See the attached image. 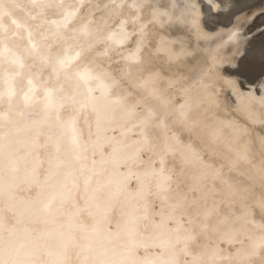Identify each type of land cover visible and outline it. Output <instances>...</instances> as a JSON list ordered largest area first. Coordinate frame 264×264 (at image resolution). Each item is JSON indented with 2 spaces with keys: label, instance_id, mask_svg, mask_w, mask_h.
I'll return each mask as SVG.
<instances>
[{
  "label": "snow or ice",
  "instance_id": "1",
  "mask_svg": "<svg viewBox=\"0 0 264 264\" xmlns=\"http://www.w3.org/2000/svg\"><path fill=\"white\" fill-rule=\"evenodd\" d=\"M228 3L217 55L165 84L133 48L154 38L150 5L0 0V264H264V138L165 91L218 83L249 17L264 23V0Z\"/></svg>",
  "mask_w": 264,
  "mask_h": 264
},
{
  "label": "rangeland",
  "instance_id": "2",
  "mask_svg": "<svg viewBox=\"0 0 264 264\" xmlns=\"http://www.w3.org/2000/svg\"><path fill=\"white\" fill-rule=\"evenodd\" d=\"M186 1H187V3H186ZM118 2H119V0H118ZM125 2L129 5L131 10L134 11V12H139L146 5H150L151 6V8L149 10V13H148L149 17H150V24L146 25V27L147 26H152L155 29L154 38L151 39V40L155 41V43L156 42L157 43L160 42V43H163L165 46H167V52H168V54L171 56V58L174 61V63L172 64L170 70L167 72V74H165V77H164V80H163L165 84H171L173 81H182V80L186 79V76L183 75V73L188 71V69L190 68L192 63H195V62H198V61H202V57H204V60H207V61L211 62L213 60V58L219 52L220 45L223 42V40L225 41L227 39L226 37H228L230 31L233 30L234 23H237V16H235V15L232 16L231 15V13L234 11V9L231 8V6L228 3V0H225L223 5L221 6V8L218 9V10L214 7V3L217 2V0H166V1L165 0H125ZM255 2H257V0H242V3H241L240 6L244 7L246 3H255ZM189 4L192 5V7H190ZM187 6H188V8H187ZM186 8L190 9L191 13H193L194 16H192L191 13H188L189 10H187ZM191 8H193V10L195 9L194 12L192 11ZM202 10H203V12H205V11L206 12L203 13ZM209 10L211 11V13H209ZM186 11H188L187 12L188 15H187ZM212 14H214V15H212ZM194 17H196V18L194 19ZM250 18L251 17H249V20L244 24V27H243L244 30L243 29L241 30L243 35H244V39L242 41H240V47H239V51L240 52L236 51L235 49L231 50V52L229 54L232 57V59L230 61L232 63H228L227 65L224 66L225 70L223 72V75L219 78V82L216 83L215 85H210V84H207V83H202V84L200 83V85L197 84L198 86L194 85L193 88L196 87L197 89H193L192 88L190 90V93L187 94V95L183 93L184 92L183 90H181L182 91L181 94L182 93L183 94L180 95L179 98H177V97L175 98V95H174L175 99L173 97H171V99L174 100V102H176L177 105L184 104L191 97L196 103L197 110H199L202 113V117L204 118V120L216 122L220 126L223 134L226 135V136H231L232 135L231 137H233V138L244 137L245 140L247 139L246 143L249 144V145H251L254 142V140H255L254 138L257 137L258 132L260 130H262L259 133V136L261 137V135H262L261 133L263 132V129H264V127L261 125V124H264V121H263L264 120V113H261L262 115L259 114L260 116L258 114H256V111H257V113L264 112L263 111V109H264V107H263L264 106V92H263L264 91V81H262L264 79V78L262 79V77H263L262 75H264V72H263V70H264V68H263L264 67V62H263L264 61V57H263V55H264V23H261L260 20H255V22H253L252 18L251 19ZM192 19H194V20H192ZM228 19H230V20H228ZM241 19H242V17H241ZM231 22H233V23H231ZM132 23H136V19L135 18H132ZM225 25H226V27H225ZM206 27H207L208 30L206 29ZM249 27H251V28H249ZM193 28H194L195 33L192 30ZM220 29L222 30V32H221ZM125 30H126V32H125ZM130 32H131V29L128 28L127 26H125L123 28V30H121L120 27H119V24H117L112 30V36H118L120 38L124 37L127 40V37H128ZM206 32H208V33H206ZM208 34H209V36H208ZM136 35H140L139 31H137ZM187 35L190 36V38L193 37L196 41L193 40V38L191 39L192 41H190V39L188 38ZM125 36H127V37H125ZM207 38L208 39L211 38L210 42H208L209 40ZM144 39L149 41L147 35H145ZM200 39H201V41H200ZM187 41L188 42L190 41L192 44L189 42L190 45H188L189 43ZM206 41H207V43H205ZM254 41H256V42L254 43ZM195 42H197V43H195ZM249 42H250V44H249ZM216 43H217V45H216ZM194 45H195V47H194ZM253 45H255V46H253ZM191 46H193V47H191ZM254 47H256V48H254ZM209 50H210L211 53H209ZM248 50H249L250 53L248 52ZM212 51L214 52V54L212 53ZM253 53H255L254 55H257V56H254ZM258 54H260L259 57H258ZM197 56H199V57H197ZM167 58H169V57H167ZM239 58H241V59H239ZM243 58L246 59L245 60L246 62L244 61ZM250 58L251 59L254 58V59L251 60ZM258 59H261V60H258ZM252 61H254V62H252ZM249 64H251V65H249ZM252 65L253 66L256 65V67H249V66H252ZM257 66H259V67H257ZM249 68H251V71L249 70ZM261 68H263V69H261ZM255 70H256V73H255ZM227 71H228L229 74L226 73ZM229 71H231V72H229ZM232 71L234 73L233 76H235V75L238 76V77L235 76V78H237L236 80L231 75V74H233ZM172 72H180V73H182V75H180L178 77L177 76H173ZM239 72H240V75H239ZM244 72H245V74H244ZM251 73L254 74V76L251 75ZM257 74H259L258 76H259V78H261V80H258L259 78L256 76ZM260 74H261V77H260ZM248 75H249V77H247ZM241 76H243L242 78L246 77L245 80L244 79L242 80V78H240ZM251 76H253V77L256 76V78H252ZM232 78H234V79H232ZM238 78H240V79H238ZM251 78L254 79V80L256 79L255 81H258V82H255L254 80L252 82ZM227 80L228 81L230 80V81L228 82ZM244 82L245 83L248 82V83H246V86H245ZM222 83H223L224 86L222 85ZM229 83H230L231 86H229ZM231 83H233V84H231ZM242 83L244 84L243 88H242V85L240 86V84H242ZM253 83L254 84L257 83V85H252ZM260 83H261V85H260ZM219 84H221V86ZM248 85H250V86H248ZM247 86H248V88H247ZM249 87L252 88L253 90L252 89L250 90ZM209 88H211V94H209V92L207 91V89H209ZM226 89H227V92H226ZM215 90L217 92H215ZM228 90H230L231 92L229 91V93H228ZM165 91L170 96H173L172 95V93L174 92L173 88H167ZM221 91H223V92H221ZM236 91H237V93H236ZM240 91H242L243 93L241 92L242 93L241 94ZM202 92H204L205 94L203 93L204 94L203 95ZM220 92H221V94H220ZM245 92H247L246 94L248 96L245 94ZM252 92H253V94H252ZM222 93H223V95H222ZM257 93H259L260 95L257 94ZM219 94L222 95V96L225 95L224 97L221 98L222 100L224 99V101H220L221 99H220V96H218ZM254 94L256 95V97H255ZM229 95L230 96L232 95V98H233L235 103L232 102V98L230 99ZM241 95H242V97H244V95H245L244 99H247V100H243ZM246 96H247V98H246ZM226 97L229 98V102L226 101V100H228V98L226 99ZM240 98H242V99L240 100ZM254 98H256V99H254ZM250 99H251V101H250ZM260 99H263V100L260 101ZM230 100H231V103H233L232 105H230L231 104ZM258 100L260 102H258ZM219 101L222 102V103H220ZM236 101L239 102L240 106L243 108V111H242L240 106H239L240 107L239 109L237 108L238 111L235 109L236 107H238V104H237ZM242 101H244V104H242L243 103ZM245 101H246V103L249 102L250 106H251V102L254 101L255 103L254 102H253L254 104L252 103V105H253L252 108L253 109L254 108L258 109L259 108L258 110L254 109L255 110L254 115L252 114L253 113L252 110H251L252 113H251L250 110H248L250 108V106L249 105L247 106V104H249V103L246 104ZM217 102H218V104H217ZM223 103L228 104L227 108L231 106L229 110L230 111L233 110L232 113H230V111L228 113L227 108H225L226 106ZM262 103H263V105H262ZM235 104H237V105L235 106ZM244 105L247 106V107H244ZM221 106H224L223 109H222ZM260 106H262L263 108L260 107ZM245 108L247 109V111L250 112V113L248 112L249 114L247 113V116L245 115L246 113L244 114V111H246ZM239 110L242 113H240ZM233 113H234V116L232 117L231 115H233ZM237 114H240V115H238V117H237ZM242 114L245 115V116L243 117V119H240V117L243 116ZM255 114L257 115V117H259V118L261 117L262 118V120H260L261 118L259 119L261 123L259 122V120H257L258 118L256 117ZM229 117H230V119H228ZM234 117H235V119H234ZM251 117L253 119H251L250 121L251 122H253V120H255L254 122L258 121L257 124L250 123V122L246 123L247 121H249L248 119L251 118ZM231 118H233V120H235V121H233ZM237 118H239V119H237ZM245 119H246V122H245ZM238 120H240V121L243 120L242 121L243 123H241V122L238 123L237 122ZM262 121H263V123H262ZM249 123H250L249 126H251V124L252 125L255 124L256 126L259 125L258 129L255 127V125H253V126H251L249 128V126H248ZM260 126L262 127V129L260 128ZM253 127H255V128H253ZM256 130H259V131H256ZM247 131H249V132H247ZM250 131H252L255 135L252 134ZM248 133L249 134L251 133V134L249 135ZM256 133H257V135H256ZM263 134H264V132H263ZM245 135H246V137H245ZM250 136H252V138ZM262 138H264V135H263Z\"/></svg>",
  "mask_w": 264,
  "mask_h": 264
},
{
  "label": "bare ground",
  "instance_id": "3",
  "mask_svg": "<svg viewBox=\"0 0 264 264\" xmlns=\"http://www.w3.org/2000/svg\"><path fill=\"white\" fill-rule=\"evenodd\" d=\"M165 1H166V0H165ZM224 1H225V0H224ZM158 2H159V1H158ZM213 2H214V1H213ZM243 2H244V1H243ZM160 3H161V2H160ZM186 3H187V1H186ZM193 3H194V2H193ZM183 5H184V4H183ZM186 5H187V4H186ZM189 5H190V4H189ZM212 6H213V5H212ZM156 7H157V6H156ZM158 7H159V6H158ZM182 7H183V6H182ZM190 7H192V5H190ZM193 7H194V6H193ZM210 7H211V6H210ZM160 8H161V7H160ZM184 8H185V7H184ZM187 8H188V6H187ZM187 8H186V9H187ZM194 8H195V7H194ZM200 8H201V7H200ZM212 8H213V7H212ZM161 9H162V8H161ZM191 9H192V11L194 12L195 9H194V10H193V8H191ZM225 9H226V8H225ZM187 10H189V12L186 11V13H187V12H188V13H191L190 9H187ZM200 10H201V9H200ZM217 10H218V9H217ZM159 11H160V10H159ZM204 11H205V10H204ZM202 12H203V10H202ZM205 12H206V11H205ZM205 12H203V13H205ZM231 12H232V11H231ZM188 13H187V15H188ZM209 13H211L210 10H209ZM184 14H185V13H184ZM191 14H192V16H194L193 13H191ZM201 14H202V13H201ZM212 15H214V14H212ZM231 15H232V14H231ZM179 16H180V15H179ZM205 16H206V15H205ZM209 16H210V15H209ZM219 16H220V15H219ZM232 16H233V15H232ZM188 17H189V16H188ZM202 17H203V16H202ZM214 17H215V16H214ZM195 18H196V17H194V19H195ZM232 18H233V17H232ZM189 19H190V18H189ZM194 19H192V20H194ZM204 19H205V18H204ZM250 19H251V18H250ZM196 20H197V19H196ZM215 20H216V19H215ZM215 20H214V21H215ZM220 20H221V19H220ZM228 20H230V19H228ZM198 21H199V20H198ZM190 22H191V21H190ZM204 22H205V21H204ZM204 22H203V23H204ZM250 22H251V21H250ZM254 22H255V21H254ZM259 22H260V21H259ZM201 23H202V22H201ZM211 23H212V22H211ZM231 23H233V22H231ZM256 23H257V22H256ZM196 24H197V23H196ZM196 24H195V25H196ZM218 24H219V23H218ZM234 24H235V23H234ZM191 25H192V24H191ZM202 25H203V24H202ZM206 25H207V24H206ZM206 25H205V26H206ZM212 25H213V24H212ZM251 26H252V25H251ZM218 27H219V26H218ZM225 27H226V25H225ZM256 27H257V26H256ZM221 28H222V27H221ZM249 28H251V27H249ZM206 29H207V27H206ZM212 29H213V28H212ZM214 29H215V28H214ZM217 29H218V28H217ZM217 29H216V30H217ZM225 29H226V28H225ZM192 30L194 31V28H193ZM207 30H208V29H207ZM216 30H215V31H216ZM220 30H221V29H220ZM243 30H244V29H243ZM250 30H251V29H250ZM189 31H190V30H189ZM223 31H224V30H223ZM125 32H126V30H125ZM190 32H191V31H190ZM210 32H211V31H210ZM221 32H222V30H221ZM194 33H195V31H194ZM206 33H208V32H206ZM246 33H247V32H246ZM189 34H190V33H189ZM192 34H193V33H192ZM210 34H211V33H210ZM190 35H191V34H190ZM252 35H253V34H252ZM259 35H260V34H259ZM136 36H137V39L135 40V43L133 44V48L135 49V48L143 47V48L148 49L149 52H150V56H151V59H152V64L155 66V76H153L152 78H160V79L164 80V77H165V74H166V73H165V69H167V70L169 71L170 68H171V66H172V64L174 63L173 59L171 58V56H170V55L168 54V52H167V46H165L163 43H160V42H158V43L156 42V43H155V41H152V40L147 41V40L144 39L145 36H144L143 40L139 39V36H140V35H136ZM187 36H188V35H187ZM193 36H194V35H193ZM208 36H209V34H208ZM222 36H223V35H222ZM125 37H127V36H125ZM191 37H192V36H191ZM194 37H195V36H194ZM200 37H201V36H200ZM253 37H254V36H253ZM260 37H261V36H260ZM186 38H187V37H186ZM188 38L190 39V41H192L191 39H192L193 37L190 38V36H188ZM223 38H224V37H223ZM226 38H227V37H226ZM247 38H248V37H247ZM256 38H257V37H256ZM262 38H263V37H262ZM182 39H183V38H182ZM184 39H185V38H184ZM207 39H208V38H207ZM210 39H211V38H210ZM210 39H208V40H209L208 42H210ZM187 40H188V39H187ZM193 40H195V39L193 38ZM112 41H115V42H116V45H117L118 48H127V47L129 46V44H132V43H133L130 39H127V40H126L124 37L120 38V37H118V36H112V40H110V42H112ZM180 41H181V40H180ZM190 41H189V42H190ZM195 41H196V40H195ZM200 41H201V39H200ZM204 41H205V40H204ZM215 41H216V40H215ZM223 41H224V40H223ZM249 41H250V40H249ZM251 41H252V40H251ZM259 41H260V40H259ZM185 42H186V41H185ZM187 42H188V41H187ZM189 42H188V43H189ZM255 42H256V41H254V43H255ZM190 43H191V42H190ZM190 43H189L188 45H190ZM195 43H197V42H195ZM205 43H207V41H206ZM205 43H204V44H205ZM211 43H212V42H211ZM184 44H185V43H184ZM191 44H192V43H191ZM193 44H194V43H193ZM249 44H250V42H249ZM209 45H210V44H209ZM212 45H213V44H212ZM216 45H217V43H216ZM247 45H248V44H247ZM247 45H246V46H247ZM251 45H252V44H251ZM198 46H199V45H198ZM198 46H197V47H198ZM249 46H250V45H249ZM253 46H255V45H253ZM253 46H252V47H253ZM191 47H193V46H191ZM194 47H195V45H194ZM250 47H251V46H250ZM250 47H249V48H250ZM241 48H242V47H241ZM245 48H246V47H245ZM254 48H256V47H254ZM259 48H260V47H259ZM197 49H198V48H197ZM252 50H253V49H252ZM256 50H257V49H256ZM250 51H251V50H250ZM216 52H217V51H216ZM239 52H240V51H239ZM243 52H244V51H243ZM243 52H242V53H243ZM248 52H249V50H248ZM255 52H256V51H255ZM209 53H211L210 50H209ZM212 53L214 54L213 51H212ZM249 53H250V52H249ZM254 54H255V53H253V55H254ZM129 55H130L129 53H125V56H126V57L129 56ZM207 55H208V54H207ZM238 55H239V54H238ZM259 55H260V54H258V57H259ZM236 56H237V55H236ZM241 56H242V55H241ZM246 56H247V55H246ZM246 56H245V57H246ZM251 56H252V55H251ZM254 56H257V55H254ZM167 57H169V58H167ZM197 57H199V56H197ZM206 57H207V56H206ZM206 57H205V58H206ZM263 57H264V55H263ZM237 58H238V57H237ZM197 59H198V58H197ZM239 59H241V58H239ZM243 59H244V61L246 60L245 58H243ZM243 59H242V60H243ZM250 59H251V58H250ZM252 59H254V58H252ZM252 59H251V60H252ZM202 60H204V57H202ZM242 60H241V61H242ZM248 60H249V59H248ZM248 60H247V61H248ZM256 60H257V59H256ZM258 60H261V59H258ZM249 61H250V60H249ZM194 62H195V61H194ZM245 62H246V61H245ZM252 62H254V61H252ZM256 62H257V61H256ZM258 62H259V61H258ZM263 62H264V61H263ZM195 63H196V62H195ZM230 63H232V62H230ZM236 63H237V62H236ZM259 63H260V62H259ZM249 65H251V64H249ZM258 65H259V64H258ZM113 66L115 67L116 65L114 64ZM233 66H234V65H233ZM249 67H256V65H255V66L252 65V66H249ZM257 67H259V66H257ZM262 67H263V66H262ZM227 68H228V67H227ZM234 68H235V67H234ZM238 68H239V67H238ZM240 68H241V67H240ZM242 68H243V67H242ZM263 68H264V67H263ZM263 68H261V69H263ZM229 69H230V68H229ZM235 69H236V68H235ZM245 69H246V68H245ZM254 69H255V68H254ZM254 69H253V70H254ZM256 69H257V68H256ZM261 69H260V70H261ZM232 70H233V69H232ZM249 70L251 71V68H249ZM260 70H259V71H260ZM233 71H234V70H233ZM233 71H232V73H233ZM235 71H236V70H235ZM229 72H231V71H229ZM240 72H241V71H240ZM240 72H239V75H240ZM263 72H264V70H263ZM226 73H228V71H227ZM255 73H256V70H255ZM257 73H258V72H257ZM259 73H260V72H259ZM228 74H229V73H228ZM230 74H231V73H230ZM241 74H242V73H241ZM244 74H245V72H244ZM262 74H263V73H262ZM149 75H151V74H149ZM224 75H225V74H224ZM231 75H232V77H234V78H235V76H236V75L233 76L234 73L231 74ZM249 75H250V74H249ZM249 75H248L247 77H249ZM251 75L254 76V74H252V73H251ZM258 75H259V74H257L256 76L259 78ZM253 76H251V77H252V78H256V76H255V77H253ZM262 76H263V77H262V79H263V78H264V75H262ZM226 77H227V76H226ZM226 77H225V78H226ZM236 77H238V76H236ZM242 77H243V76H241L240 78H242ZM260 77H261V74H260ZM234 78H232V79H234ZM240 78H238V79H240ZM245 78H246V77H245ZM245 78H242V80H243V79L245 80ZM252 78H251V79H252ZM232 79H231V80H232ZM236 79H237V78H235V80H236ZM221 80H222V79H221ZM223 80H224V79H223ZM235 80H234V81H235ZM253 80H254V79H252V82H253ZM255 80H256V79H255ZM255 80H254V81H255ZM258 80H261V78H259ZM227 81H228V80H227ZM229 81H230V80H229ZM229 81H228V82H229ZM247 81H248V80H247ZM262 81H264V79H263ZM232 82H233V81H232ZM236 82H237V81H236ZM236 82H235V83H236ZM249 82H250V81H249ZM255 82H258V81H255ZM239 83H240V82H239ZM246 83H248V82H246ZM246 83L244 82L245 86H246ZM262 83H263V82H262ZM201 84H202V83H201ZM231 84H233V83H231ZM244 84L242 83V84H240V86L242 85V88H243V85H244ZM199 85H200V84H199ZM219 85L221 86V84H219ZM219 85H218V86H219ZM222 85H223V83H222ZM250 85H251V84H250ZM250 85H248V86H250ZM252 85H257V83H256V84L253 83ZM258 85H259V84H258ZM260 85H261V83H260ZM197 86H198V85H197ZM223 86H224V85H223ZM226 86H227V85H226ZM226 86H225V87H226ZM229 86H231L230 83H229ZM232 86H233V85H232ZM248 86H247V88H248ZM251 87H252V86H251ZM256 87H257V86H256ZM256 87H255V88H256ZM260 87H261V86H260ZM218 88H219V87H218ZM233 88H234V87H233ZM239 88H240V87H239ZM249 88H250V87H249ZM193 89H197V88L195 87V88H193ZM215 89H216V88H215ZM222 89H223V88H222ZM222 89H221V90H222ZM235 89H236V88H235ZM240 89H241V88H240ZM251 89H252V88H250V90H251ZM224 90H225V89H224ZM236 90H237V89H236ZM243 90H244V89H243ZM252 90H253V89H252ZM260 90H261V89H260ZM229 91H230V90H228V93H229ZM181 92H182V91H181ZM215 92H217V91L215 90ZM218 92H219V91H218ZM221 92H223V91H221ZM221 92H220V94H221ZM226 92H227V89H226ZM230 92H231V91H230ZM232 92H233V91H232ZM241 92H242V91H240V93H241ZM260 92H261V91H260ZM263 92H264V91H263ZM183 93H184V92H183ZM183 93H182V94H183ZM203 93H204V92H202V94H203ZM236 93H237V91H236ZM242 93H243V92H242ZM242 93H241V94H242ZM246 93H247V92H245V94H246ZM248 93H249V92H248ZM182 94H181V95H182ZM184 94H185V93H184ZM202 94H201V95H202ZM204 94H205V93H204ZM204 94H203V95H204ZM220 94L218 95V96H220V99H221L222 97L225 96V95L222 96L223 93H222V95H220ZM252 94H253V92H252ZM257 94H259V93H257ZM261 94H262V93H261ZM186 95H187V94H186ZM226 95H227V94H226ZM236 95H237V94H236ZM246 95H247V94H246ZM249 95H250V94H249ZM254 95H255V94H254ZM259 95H260V94H259ZM229 96H230V95H229ZM247 96H248V95H247ZM247 96H246V98H247ZM261 96H262V95H261ZM171 97L174 98V95L171 96ZM241 97H242V95H241ZM255 97H256V95H255ZM175 98H176V96H175ZM175 98H174V99H175ZM218 98H219V97H218ZM227 98H228V97H226V99H227ZM229 98L231 99V98H232V95H231ZM229 98H228V100H226V101L229 102ZM242 98H243V100H247V99H244V98H245V95H244V97H242ZM242 98H240V100H241ZM252 98H253V97H252ZM261 98H262V97H261ZM254 99H256V98H254ZM254 99H253V100H254ZM176 100H177V99H176ZM212 100H213V99H212ZM218 100H219V99H218ZM235 100H236V99H235ZM261 100H263V99H260V101H261ZM173 101H174V100H173ZM220 101H224V99H223V100L221 99ZM220 101H219V102H220ZM250 101H251V99H250ZM255 101H256V100H255ZM260 101L258 100V102H260ZM215 102H216V101H215ZM232 102H234L233 98H232ZM236 102H237V104H238V107H236L235 109L237 110V108L239 109L241 106H240V104H239L238 101H236ZM240 102H241V101H240ZM242 102H243L242 104H244V101H242ZM253 102H254V101H253ZM253 102H251V106H250V103L247 102V103H249V104H247L246 101H245V103L247 104V106H248V105L250 106V108H249L248 110H250V111L252 110L253 113H252V111H251V113L254 115V113H255V110H254V109H257V108H254V109L252 108V107H253V105H252ZM220 103H222V102H220ZM230 103H231V100H230ZM234 103H235V102H234ZM254 103H255V102H254ZM254 103H253V104H254ZM217 104H218V102H217ZM223 104H225V103H223ZM232 104H233V103H231L230 105H232ZM237 104H235V106H236ZM242 104H241V105H242ZM257 104H258V103H257ZM259 104H260V103H259ZM255 105H256V104H255ZM262 105H263V103H262ZM225 106H226L225 108H227L228 104H225ZM239 106H240V107H239ZM247 106L244 105V107H247ZM221 107H222V109H223L224 106H221ZM230 107H231V106H230ZM230 107L227 108L228 113H229V111H230V110H229ZM233 107H234V106H233ZM256 107H257V106H256ZM260 107H262V106H260ZM263 107H264V106H263ZM263 107H262V108H263ZM251 108H252V109H251ZM262 108H261V109H262ZM233 109H234V108H233ZM241 109H242V111H243V108H242V107H241ZM258 109H259V108H258ZM258 109H257V110H258ZM261 109H260V110H261ZM220 110H221V109H220ZM225 110H226V109H225ZM245 110H246V111H244V114L246 113L245 115L247 116V113H248L249 111H247L246 108H245ZM232 111H233V110H232ZM232 111H230V113H232ZM234 111H235V110H234ZM237 111H238V110H237ZM263 111H264V109H263ZM225 112H226V111H225ZM239 112H240V110H239ZM259 112H260V111H259ZM222 113H223V112H222ZM237 113H238V112H237ZM240 113H242V112H240ZM249 113H250V112H249ZM249 113H248V114H249ZM261 113H264V112L257 113V111H256V114H258V115L261 114ZM256 114H255V115H256ZM238 115H240V114H237V117H238ZM242 115H243V114H242ZM245 115H243L242 117H240V119H243V117H244ZM261 115H262V114H261ZM231 116L233 117V116H234V113H233V115H231ZM259 116H260V115H259ZM214 117H215V116H214ZM235 117H236V116H235ZM235 117H234V119H235ZM248 117H249V116H248ZM248 117H247V118H248ZM256 117H257V115H256ZM245 118H246V117H245ZM254 118H255V117H254ZM257 118H258L257 120H259L261 117H260V118L257 117ZM228 119H230V117H229ZM231 119L233 120V118H231ZM237 119H239V118H237ZM237 119H236V120H237ZM251 119H253V118H252V117L249 118V119H248L249 121H247V122H246V119H245V122H246V123L250 122V123H255V124H257L258 121H257V122H254L255 120H253V122H251V121H250ZM255 119H256V118H255ZM232 120H231V121H232ZM260 120H262V118H261ZM260 120H259V122H260ZM233 121H235V120H233ZM242 121H243V120H241V121L238 120L237 122H238V123H239V122L243 123ZM263 121H264V120H263ZM263 121H262V123H263ZM250 123L248 124V126L250 125ZM260 123H261V122H260ZM255 124H253V125H255ZM242 125H243V124H242ZM245 125H246V124H245ZM253 125L251 124V126H253ZM261 125L264 127V124H261ZM234 126H235V125H234ZM238 126H239V125H238ZM251 126H249V128H250ZM258 126H259V125H258ZM258 126L255 125V127H256L257 129H258ZM255 127H253V128H255ZM260 128L262 129L261 126H260ZM244 130H245V129H244ZM253 130H254V129H253ZM253 130H252V131H253ZM225 131H226V130H225ZM252 131H250V132H251L252 134H254L253 132H254L255 130H254L253 132H252ZM256 131H259V130H256ZM260 131H262V130H260ZM260 131L258 132V135H257V133H256L257 137H260V136H259ZM247 132H249V131H247ZM263 132H264V129H263ZM263 132L261 133L262 135H261L260 138L263 137V135H264ZM225 133H226V132H225ZM251 133H250V134H251ZM227 134H228V133H227ZM248 134H249V133H248ZM250 134H249V135H250ZM254 135H255V134H254ZM231 136H232V135H231ZM237 137H238V136H237ZM245 137H246V135H245ZM250 137L252 138V136H250ZM257 137H256V138H257ZM243 138H244V137H243ZM254 139H255V138H254ZM246 140H247V139H246ZM249 140H250V139H249Z\"/></svg>",
  "mask_w": 264,
  "mask_h": 264
}]
</instances>
